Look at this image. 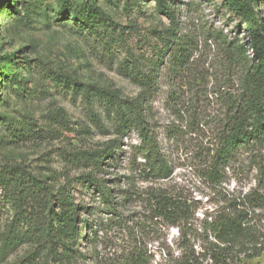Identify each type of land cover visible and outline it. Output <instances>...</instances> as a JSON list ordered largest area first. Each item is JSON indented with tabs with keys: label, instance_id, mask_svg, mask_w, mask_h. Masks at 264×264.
<instances>
[{
	"label": "rangeland",
	"instance_id": "374dc122",
	"mask_svg": "<svg viewBox=\"0 0 264 264\" xmlns=\"http://www.w3.org/2000/svg\"><path fill=\"white\" fill-rule=\"evenodd\" d=\"M8 1L0 0V172L21 166L52 191L72 179L80 220L91 223L78 224L74 259L61 248L53 256L12 224L0 190V264H130V257L182 264L201 254L211 240L206 220L225 209L226 197L255 188L264 171L263 146L241 151L218 181L208 177L225 92L237 93L245 69H226L212 36L246 44L250 60L244 25L223 0ZM250 8L264 34V0H251ZM176 38L188 43L181 68L172 62L176 43L165 48ZM148 88L144 126L168 162L167 179L145 167L130 105ZM106 150L95 170L87 155ZM88 173L110 189L111 203L77 180ZM159 195L185 208L181 230L157 217ZM252 224L264 248V208ZM249 254L233 253L228 264H264V252Z\"/></svg>",
	"mask_w": 264,
	"mask_h": 264
},
{
	"label": "trees",
	"instance_id": "16d2710c",
	"mask_svg": "<svg viewBox=\"0 0 264 264\" xmlns=\"http://www.w3.org/2000/svg\"><path fill=\"white\" fill-rule=\"evenodd\" d=\"M226 6L236 15L249 34L251 58L247 60V45L237 40H229L215 34L214 42L220 45L225 58V68L245 66L239 89L236 94L225 92V121L218 134L217 147L211 160L208 177L218 181L225 168H231L241 151H250L264 146V34L261 18L256 19L250 8L251 0H223ZM6 3H9L6 0ZM164 14L174 23L169 8L163 9ZM260 17V14H257ZM175 36L173 35V38ZM179 38L172 42L168 40L166 49L176 43L172 54V62L180 68L186 63L188 43H180ZM154 76V75H152ZM151 80V76L148 81ZM144 90L131 108L135 112L136 127L143 143L142 157L150 175L156 179H167L171 169L167 160L159 152L156 141L151 138L144 126L142 103H147V93ZM112 150L94 152L87 155L98 170L109 157ZM226 175V172H225ZM86 186H96L101 200L111 203V191L105 185L95 182L92 173L77 178ZM72 179L63 186L52 191L46 181L37 179L21 166H11L0 172V190L3 199L13 211L12 224L23 226L28 238L43 246L48 254L58 255L61 248L65 256L74 259V246L77 245V227L79 223L88 226L91 223L80 220V208L73 202ZM85 186V187H86ZM228 204L225 209L218 210L209 220H206L204 232L209 233L211 240L201 254L182 258V264H203L202 257L210 264H228L232 254L251 252L247 258H254L264 252L260 234L252 224L255 211L264 208V171H261L255 188L243 197L225 198ZM111 205V204H110ZM154 211L157 217H163L170 226L181 230V223L186 222V210L182 205L174 203L168 196L159 195L155 198ZM130 264H140L137 257H130Z\"/></svg>",
	"mask_w": 264,
	"mask_h": 264
}]
</instances>
